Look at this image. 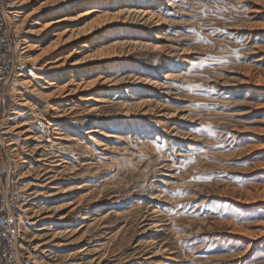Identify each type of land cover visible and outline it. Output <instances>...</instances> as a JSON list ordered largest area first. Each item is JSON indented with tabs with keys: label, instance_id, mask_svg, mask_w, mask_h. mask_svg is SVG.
Returning a JSON list of instances; mask_svg holds the SVG:
<instances>
[{
	"label": "rangeland",
	"instance_id": "obj_1",
	"mask_svg": "<svg viewBox=\"0 0 264 264\" xmlns=\"http://www.w3.org/2000/svg\"><path fill=\"white\" fill-rule=\"evenodd\" d=\"M198 3L0 0V213L5 198L19 264H264V0ZM80 6L75 50L47 51L43 24ZM70 71L90 82L72 103L41 94ZM152 136L188 151L158 156Z\"/></svg>",
	"mask_w": 264,
	"mask_h": 264
},
{
	"label": "bare ground",
	"instance_id": "obj_2",
	"mask_svg": "<svg viewBox=\"0 0 264 264\" xmlns=\"http://www.w3.org/2000/svg\"><path fill=\"white\" fill-rule=\"evenodd\" d=\"M53 14H54V16H56V18H53V20L46 21V23L43 24L44 25L43 31L41 30L42 37L44 38L45 42L48 43L46 50L47 51L52 50L53 52L59 51L61 49V47H64L66 45H68L67 49L75 50L76 45L74 43H76V42H74V41L78 40V37L81 34V31H79L78 29L77 30L75 29L76 25H77L76 23L82 22L84 20V17L88 13L84 12L82 10V6H80V7L73 8V9H70L68 11L61 12V13L55 10V11H53ZM127 14H134V16L140 17L141 20H144L145 23H147V21H149V19H151V17H152V15L150 14V12L148 10H142V9H139V10L133 9V10L128 11ZM70 43H72V44H70ZM47 51H46V53H47ZM66 51H69V50H66ZM48 53H50V52H48ZM69 57L70 56H65L64 58H61L60 60H58V61H61V64L57 65L56 68H62L63 66H65L67 59ZM52 68L53 67H49L45 71H48ZM44 73H46V72H43L42 74H40L41 77H38V76H36V77L42 79L44 76ZM65 76L68 79V82L63 84L62 86H60V84H57L60 77H53L52 79H50L51 82H45V83H48L47 85H48V87L51 88V91L49 90L50 91L49 94H45L43 92H41V94L44 96H48V98H55V99L59 98V100L61 101L60 102L61 104H67L68 102H71L72 100H74L78 96L77 92L79 91V88L82 86V84H84V86H89L90 82L86 81V79H84V78H81V80H78V81H80L79 83H75L76 82L75 79L78 78V75L74 71H70ZM82 89H83V87H82ZM97 101L99 102L100 100H97ZM23 103H25V104H23L22 106L29 104V102L27 100H23ZM53 106L54 105L52 104L51 107L53 108ZM68 106H70V105H68ZM56 109H57V107H56ZM56 109H55L54 113H51L52 117H49L50 119L48 118L49 120H47L46 123L48 126H52V127H55L56 129H58L57 135L59 136V138H57V140H60V139H63L62 128H60L62 126L59 125L56 120H58L60 118V116L62 117L64 112H61V113L56 112ZM94 111H95V109H94ZM90 112H91V110H90ZM48 116H50V115H48ZM96 132H97L96 129H90V130L85 131L84 135L90 139L89 136L96 133ZM17 134L22 135V134H25V132L19 131V132H17ZM43 160L40 159L38 161H43ZM44 162H46V161H44ZM40 177L43 178L42 182L44 181L45 185H53V183H54L53 181L55 180L54 177H51V176L47 177V175L40 176ZM53 189H58V188H53ZM53 195H56V194H53ZM156 227H158V226L156 225ZM17 240H19V237ZM16 249H17V244H16ZM17 257H18V252H17Z\"/></svg>",
	"mask_w": 264,
	"mask_h": 264
},
{
	"label": "built area",
	"instance_id": "obj_3",
	"mask_svg": "<svg viewBox=\"0 0 264 264\" xmlns=\"http://www.w3.org/2000/svg\"><path fill=\"white\" fill-rule=\"evenodd\" d=\"M0 6V89L7 84L12 73L15 52V35L4 20ZM1 201L0 213V264H19L16 244L20 236L19 223L10 212L7 200Z\"/></svg>",
	"mask_w": 264,
	"mask_h": 264
},
{
	"label": "snow or ice",
	"instance_id": "obj_4",
	"mask_svg": "<svg viewBox=\"0 0 264 264\" xmlns=\"http://www.w3.org/2000/svg\"><path fill=\"white\" fill-rule=\"evenodd\" d=\"M192 2L197 3V6L199 7V3L198 0H192ZM189 11H193L192 9H188ZM247 10V9H246ZM184 19H187V17H185ZM190 31V30H189ZM214 86L213 85H209L207 91L211 92L212 88ZM185 128H191L193 131H199V129L197 128V126L192 125V126H184ZM149 139H157L155 136L149 137ZM166 138L163 139H157V142L155 144V149H156V153L158 156H162L168 160H175V155L176 153L179 152H187L188 151V146L187 145H182V146H178V145H172V146H167L164 143V140ZM177 163H179L180 161H175ZM161 164H163V160L160 161ZM168 195H172L171 192L168 193ZM244 248H240V251H243ZM251 255V253H250ZM247 259V258H245ZM239 264H244V261H240Z\"/></svg>",
	"mask_w": 264,
	"mask_h": 264
}]
</instances>
